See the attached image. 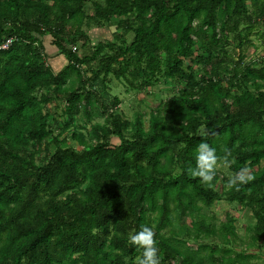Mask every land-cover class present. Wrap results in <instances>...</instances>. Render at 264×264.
<instances>
[{
	"label": "trees",
	"instance_id": "16d2710c",
	"mask_svg": "<svg viewBox=\"0 0 264 264\" xmlns=\"http://www.w3.org/2000/svg\"><path fill=\"white\" fill-rule=\"evenodd\" d=\"M111 22L113 40L92 45L86 29ZM260 27L264 0H0V44L12 40L0 50V264H134L141 225L161 264H251L264 242V61L245 51ZM46 38L66 60L57 72ZM110 76L176 92L145 125L121 113ZM54 100L65 121L50 138ZM96 114L103 123H75ZM202 141L231 151L212 187L188 174ZM245 166L254 179L229 190ZM221 201L254 219L239 252L233 217L215 228L202 212Z\"/></svg>",
	"mask_w": 264,
	"mask_h": 264
},
{
	"label": "rangeland",
	"instance_id": "374dc122",
	"mask_svg": "<svg viewBox=\"0 0 264 264\" xmlns=\"http://www.w3.org/2000/svg\"><path fill=\"white\" fill-rule=\"evenodd\" d=\"M86 31L88 32L92 45H95L98 42L113 40L117 34L115 22H111L103 28H88ZM48 38L43 41L46 46L45 48L50 49V52L47 54L48 57L46 61L52 69L57 72L66 64V60L63 56L58 55V52L51 46ZM251 41L252 45L245 51V61H264V27H260L259 31L255 32L254 36L251 37ZM186 63H188V61H186ZM109 79L108 91L111 96L118 97L120 101L119 109L121 113H123L126 118L131 120L136 114H142L145 125H147L150 112L156 107V105L161 100L172 96L176 92L174 87L170 85L169 81H167V83H157L153 87L144 90H136L128 86L122 79L117 80L113 76H110ZM63 106L64 105L60 102V100H54L44 109V111L49 113V124L52 128V135L50 138L60 133L61 128L64 125L65 116L63 114ZM75 123L80 126H85L87 129L92 124L103 123V116L101 117L97 114L93 115L89 122L84 116H80L76 119ZM64 135H68L67 132L64 133ZM116 142V140H113V143ZM67 143L69 145L76 144V142L70 140H68ZM221 168L224 167H219L218 169ZM202 212L204 216H207L208 220L214 224L215 228H218L220 224L224 222L226 213L233 217L238 239L235 240V245L229 246L231 250L239 252L243 248L241 243L249 241V230L254 224V219L246 208L221 201L210 208H204ZM185 221L186 223H189L190 218L186 217ZM178 225L179 224L175 223L172 228L177 231L179 228ZM169 230L170 228H168L164 233L168 238L171 236V234H169ZM187 241L188 243L186 247H190L192 249H196L197 245L201 243L200 241L197 242L192 238ZM203 241L206 243H214V245L219 244V240L216 238L205 239ZM250 252L255 255V257L250 260L251 264H264V242H261L260 249H251Z\"/></svg>",
	"mask_w": 264,
	"mask_h": 264
},
{
	"label": "clouds",
	"instance_id": "9594fccd",
	"mask_svg": "<svg viewBox=\"0 0 264 264\" xmlns=\"http://www.w3.org/2000/svg\"><path fill=\"white\" fill-rule=\"evenodd\" d=\"M212 129L206 135H217ZM231 151L225 150L223 156H218L217 151L207 142H200L196 148L195 166L188 168V174L193 178H198L200 182L208 187H212L213 180L219 167L229 168L232 164ZM254 179L249 167H242L234 172L228 179L226 187L239 191L242 185H246ZM129 243L142 250L141 254L135 258L134 264H161L160 251L155 239L153 229L147 225H141L140 230L130 233Z\"/></svg>",
	"mask_w": 264,
	"mask_h": 264
},
{
	"label": "built area",
	"instance_id": "2783aa9c",
	"mask_svg": "<svg viewBox=\"0 0 264 264\" xmlns=\"http://www.w3.org/2000/svg\"><path fill=\"white\" fill-rule=\"evenodd\" d=\"M11 42H12V40L8 39L4 43L0 44V50L6 49L11 44Z\"/></svg>",
	"mask_w": 264,
	"mask_h": 264
},
{
	"label": "crops",
	"instance_id": "0c3cea01",
	"mask_svg": "<svg viewBox=\"0 0 264 264\" xmlns=\"http://www.w3.org/2000/svg\"><path fill=\"white\" fill-rule=\"evenodd\" d=\"M49 41V40H48ZM50 42V41H49ZM44 46H45V44H44ZM46 47V46H45ZM46 52H47V54L50 52V49L49 48H46Z\"/></svg>",
	"mask_w": 264,
	"mask_h": 264
}]
</instances>
